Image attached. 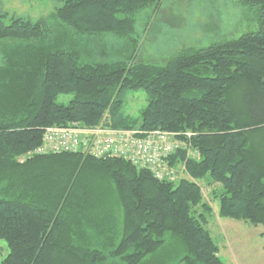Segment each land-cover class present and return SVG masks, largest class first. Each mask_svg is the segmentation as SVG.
<instances>
[{"label": "trees", "instance_id": "obj_1", "mask_svg": "<svg viewBox=\"0 0 264 264\" xmlns=\"http://www.w3.org/2000/svg\"><path fill=\"white\" fill-rule=\"evenodd\" d=\"M53 1L37 21L0 9V264H223L204 181L218 217L264 228V0L235 1L245 32L161 64L137 60L135 24L163 0ZM133 90L147 101L131 120ZM77 124L173 132L169 163L185 175L31 155L46 127Z\"/></svg>", "mask_w": 264, "mask_h": 264}, {"label": "rangeland", "instance_id": "obj_2", "mask_svg": "<svg viewBox=\"0 0 264 264\" xmlns=\"http://www.w3.org/2000/svg\"><path fill=\"white\" fill-rule=\"evenodd\" d=\"M235 1L163 0V6L156 14L152 15L150 10L142 11L135 24L136 34L140 37L137 60L165 63L178 50L206 46L245 32L253 25L246 19L242 20ZM60 3L53 0H0V9L9 15L37 21L60 7ZM106 40L108 42L109 39ZM108 46L110 44H105V48ZM124 96L122 111L131 120L138 119L146 105L145 92L126 91ZM58 99L68 102L70 95L59 96ZM183 166L182 163L177 165L180 176H183ZM201 185L203 196L212 207L207 226L223 264H264L263 226L218 217L217 203L208 194L211 187L205 181ZM8 252L6 241L1 238L0 262Z\"/></svg>", "mask_w": 264, "mask_h": 264}, {"label": "built area", "instance_id": "obj_3", "mask_svg": "<svg viewBox=\"0 0 264 264\" xmlns=\"http://www.w3.org/2000/svg\"><path fill=\"white\" fill-rule=\"evenodd\" d=\"M42 134L41 143L32 149L31 155L79 151L97 158L108 155L125 159L137 168L149 170L158 180L171 182L185 175L184 166L181 169L183 176L178 167L170 166V156L182 145L170 131L144 132L77 124L46 127ZM188 154L197 153L190 151Z\"/></svg>", "mask_w": 264, "mask_h": 264}]
</instances>
